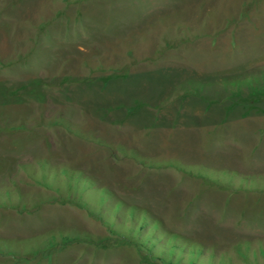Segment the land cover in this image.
<instances>
[{
    "label": "rangeland",
    "instance_id": "obj_1",
    "mask_svg": "<svg viewBox=\"0 0 264 264\" xmlns=\"http://www.w3.org/2000/svg\"><path fill=\"white\" fill-rule=\"evenodd\" d=\"M187 66L235 118L110 124L74 84ZM0 84V264H264V0H0Z\"/></svg>",
    "mask_w": 264,
    "mask_h": 264
},
{
    "label": "crops",
    "instance_id": "obj_2",
    "mask_svg": "<svg viewBox=\"0 0 264 264\" xmlns=\"http://www.w3.org/2000/svg\"><path fill=\"white\" fill-rule=\"evenodd\" d=\"M223 76L193 68L162 69L134 75H110L74 81L88 110L115 125L137 127L207 126L235 118L240 96L232 93L228 108L216 89ZM63 86L70 80L63 79ZM17 89L0 84V105L16 102ZM225 101V102H224ZM231 103V104H230ZM237 106V107H236Z\"/></svg>",
    "mask_w": 264,
    "mask_h": 264
},
{
    "label": "trees",
    "instance_id": "obj_3",
    "mask_svg": "<svg viewBox=\"0 0 264 264\" xmlns=\"http://www.w3.org/2000/svg\"><path fill=\"white\" fill-rule=\"evenodd\" d=\"M80 204L83 205V206L85 207V205H84L83 202H81ZM131 241H133V243H134V240H131ZM136 243H137V242H136ZM139 244L141 245L142 243L139 242ZM175 248H176V247L174 246L173 249L170 251V252H171V253H170L171 256H172V255H175ZM151 250H152V249H151ZM151 250H150V251H151ZM167 255L170 256L169 254H167ZM192 264H195V263H192Z\"/></svg>",
    "mask_w": 264,
    "mask_h": 264
}]
</instances>
